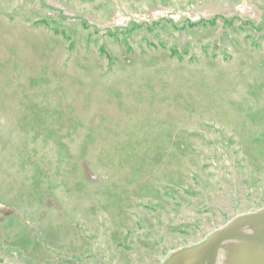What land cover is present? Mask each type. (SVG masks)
Instances as JSON below:
<instances>
[{"label": "rangeland", "instance_id": "obj_1", "mask_svg": "<svg viewBox=\"0 0 264 264\" xmlns=\"http://www.w3.org/2000/svg\"><path fill=\"white\" fill-rule=\"evenodd\" d=\"M263 209L264 0H0L1 264H166Z\"/></svg>", "mask_w": 264, "mask_h": 264}, {"label": "water", "instance_id": "obj_2", "mask_svg": "<svg viewBox=\"0 0 264 264\" xmlns=\"http://www.w3.org/2000/svg\"><path fill=\"white\" fill-rule=\"evenodd\" d=\"M228 244L230 248L222 253L224 264H264V209L234 218L204 243L175 254L166 264H216Z\"/></svg>", "mask_w": 264, "mask_h": 264}, {"label": "bare ground", "instance_id": "obj_3", "mask_svg": "<svg viewBox=\"0 0 264 264\" xmlns=\"http://www.w3.org/2000/svg\"><path fill=\"white\" fill-rule=\"evenodd\" d=\"M230 245H231V244L226 245V247H225L226 249L223 248V250H221L222 252H221V251H220V252L224 254L225 251L228 250V249L230 248ZM223 251H224V252H223ZM218 262H219V261H218ZM220 264H224V261L220 262Z\"/></svg>", "mask_w": 264, "mask_h": 264}]
</instances>
